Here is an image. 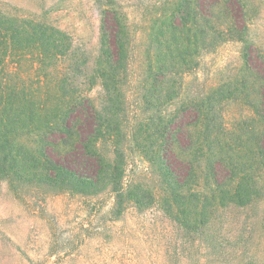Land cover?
<instances>
[{"label":"rangeland","instance_id":"1","mask_svg":"<svg viewBox=\"0 0 264 264\" xmlns=\"http://www.w3.org/2000/svg\"><path fill=\"white\" fill-rule=\"evenodd\" d=\"M183 1L0 0V38H8L15 77L26 75L17 64L33 28L40 37L56 40L63 33L73 41L68 60L84 71L77 77L79 92L101 120L88 149L105 165L95 183L65 178L46 184L42 169L32 175L25 169L24 150L38 148L39 140L9 142L7 158L0 155V264H264V197L231 201L226 193L232 189H217L204 173L184 181L185 166L167 152L170 120L194 94L216 92L224 144L246 141L262 126L242 98L222 96L224 85L245 73L246 54L264 80V0H242V11L233 6L237 22L247 26L246 43H228L208 57L202 72L184 77L183 100L172 103L167 78L161 82L155 70V37L158 22ZM114 14L129 59L107 77L106 88L98 62L106 17ZM108 24L114 28L111 19ZM149 72L154 77L145 82ZM180 115L187 123L193 119ZM168 161L186 184L177 193L180 205L172 203Z\"/></svg>","mask_w":264,"mask_h":264},{"label":"trees","instance_id":"2","mask_svg":"<svg viewBox=\"0 0 264 264\" xmlns=\"http://www.w3.org/2000/svg\"><path fill=\"white\" fill-rule=\"evenodd\" d=\"M200 1L184 0L174 15L158 22L155 70L161 74V82L167 78L168 98L172 103L183 100L180 89L185 76L202 72L206 59L224 45L247 41V26L237 22L234 11V8L243 10L242 0H215L202 7ZM110 19L114 28L108 24ZM30 32L22 53L23 63L17 64L18 70L26 73L23 76L15 77L11 73V47L8 38H0V155L7 158L9 142H36V137L39 147L24 150L29 162L26 172L32 175L42 169L40 173L46 184L65 178L77 183H95L104 175L105 165L101 157L89 151L88 145L101 132V120L90 100L79 92L77 77L84 71L81 65L68 60L73 41L63 33L58 34L59 39L52 40L47 34L40 37L36 28ZM127 59L120 20L117 14L107 15L98 62V73L103 75L106 88L107 77L116 76ZM246 60L245 73L224 85L222 97L242 98L262 126L251 129L246 141L224 144L220 140L224 128L216 92L211 96L194 94L181 101L170 120L167 148L169 156L185 166L187 175L181 178L168 161L175 205L182 201L177 196L186 186L182 181L197 173H204L217 189H232L226 193L231 201L246 203L256 195L264 197V93L259 89L264 87V80L252 70L247 54ZM60 72L65 74L59 75ZM248 72L254 73L255 83ZM153 77L154 72H149L145 82ZM185 112L193 115L188 123L180 115ZM256 178H259L257 184Z\"/></svg>","mask_w":264,"mask_h":264}]
</instances>
